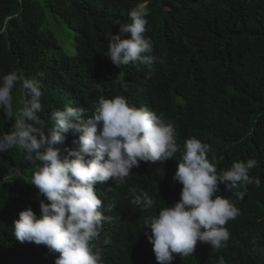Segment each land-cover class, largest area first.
<instances>
[{
	"label": "trees",
	"instance_id": "1",
	"mask_svg": "<svg viewBox=\"0 0 264 264\" xmlns=\"http://www.w3.org/2000/svg\"><path fill=\"white\" fill-rule=\"evenodd\" d=\"M141 2L0 0V28L4 29L0 79L17 72L40 82L39 116L46 131L54 127L51 112L64 104L91 113L101 95H124L136 104L151 101L161 106L164 110L158 111L176 127L177 143L195 135L217 160L255 159L250 174L259 178L260 185L254 183L258 195L249 211L253 224L252 220L264 217V0H147L150 15L145 36L153 42L156 61L151 68L133 64L119 68L107 57L109 36L121 24L131 23L129 13ZM121 72L127 91L114 81ZM98 82L103 94L95 87ZM12 94L14 101L21 98L18 86ZM12 124L0 110V135L10 132ZM70 135L57 145L62 155L78 147ZM38 164L17 149L0 153V264H55L59 255L45 245L21 243L13 235L20 212L31 208L39 216L40 201L46 200L30 184ZM14 168L21 174L7 180ZM132 171L131 178L156 204L145 218H127L118 233L107 230L111 237L109 244L104 238L101 241L102 264L116 262L113 249L146 242L145 232L151 230L145 229L144 220L180 200L171 179L146 175L148 168ZM113 187L117 191L120 185L107 186ZM122 205L125 210L136 208L131 201ZM230 246L242 264H264V231L235 230ZM176 264L216 263L201 253Z\"/></svg>",
	"mask_w": 264,
	"mask_h": 264
},
{
	"label": "clouds",
	"instance_id": "2",
	"mask_svg": "<svg viewBox=\"0 0 264 264\" xmlns=\"http://www.w3.org/2000/svg\"><path fill=\"white\" fill-rule=\"evenodd\" d=\"M149 15L144 0L130 11L131 23L110 34L107 57L113 65L154 64L153 42L145 36ZM123 75L114 81L127 91ZM17 86L21 98L14 101ZM95 87L104 93L99 82ZM42 96L36 78L10 72L0 79V110L13 121L11 131L0 135V153L17 149L27 160L39 161L30 184L46 198L40 201L39 216L31 208L20 212L13 227L19 242L45 245L59 253L55 264H102V239L109 244L127 218H145L156 204L131 178L133 168H148L146 175L171 179L180 200L144 220L145 229L151 230L145 232L146 242L113 249V264H176L201 253L216 264H242L230 246L233 231H264L263 216L249 223L258 195L255 184L260 185L259 178L250 174L255 159L217 160L195 135L177 143L176 127L158 111L164 110L161 106L151 101L136 104L124 95H101L91 113L64 104L51 112L54 127L46 131L39 116ZM68 134L78 135L76 141L69 136L78 147L62 155L57 145ZM20 174L14 168L6 179ZM111 183L119 189H108ZM125 201L136 208L125 210Z\"/></svg>",
	"mask_w": 264,
	"mask_h": 264
},
{
	"label": "rangeland",
	"instance_id": "3",
	"mask_svg": "<svg viewBox=\"0 0 264 264\" xmlns=\"http://www.w3.org/2000/svg\"><path fill=\"white\" fill-rule=\"evenodd\" d=\"M59 33L62 34L61 32H59ZM59 33H58V36H60ZM61 36H62V35H61ZM58 38H59V42H60V43H63V39H62V38L60 39V37H58Z\"/></svg>",
	"mask_w": 264,
	"mask_h": 264
}]
</instances>
